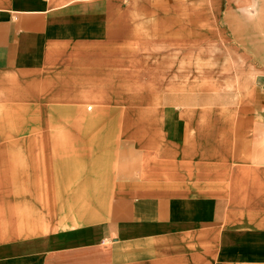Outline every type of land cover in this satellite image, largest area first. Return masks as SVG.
<instances>
[{"label":"crops","instance_id":"1","mask_svg":"<svg viewBox=\"0 0 264 264\" xmlns=\"http://www.w3.org/2000/svg\"><path fill=\"white\" fill-rule=\"evenodd\" d=\"M205 252L264 264V0H0V264Z\"/></svg>","mask_w":264,"mask_h":264},{"label":"rangeland","instance_id":"2","mask_svg":"<svg viewBox=\"0 0 264 264\" xmlns=\"http://www.w3.org/2000/svg\"><path fill=\"white\" fill-rule=\"evenodd\" d=\"M130 2H132V0H130ZM227 115H228V113H227ZM230 115V114H229ZM77 193H78V195L79 194H81V193H84L85 191H76ZM93 192V195H94V197L95 196H104L105 194H107L108 193V191H104V190H99V191H92ZM93 197V198H94ZM83 202H84V199L82 200V201H78L77 202V206H76V211L78 212V213H81L82 211H85V209L86 208H90V210L92 209V208H95V207H97L100 203H101V201H93V203H95L93 206H84L83 205ZM82 203V204H81ZM74 208V207H73ZM77 223L79 224L80 223V219L79 218H77ZM202 244H203V246H204V248H205V250L206 249H209V248H211V244H212V237H211V235H209V236H205V238H204V240L202 241ZM194 248L197 250L198 248L196 247L197 246V243H194ZM200 254H196V253H194L193 255H192V258H190L188 261L190 262V263H197V262H199L200 261ZM204 261L205 262H207L208 264L209 263H211V255L210 254H208L207 252H205V254H204Z\"/></svg>","mask_w":264,"mask_h":264}]
</instances>
